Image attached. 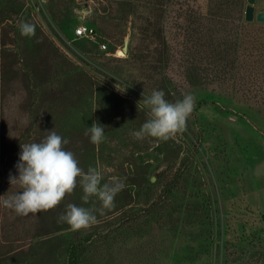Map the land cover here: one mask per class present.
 Here are the masks:
<instances>
[{
	"label": "rangeland",
	"instance_id": "374dc122",
	"mask_svg": "<svg viewBox=\"0 0 264 264\" xmlns=\"http://www.w3.org/2000/svg\"><path fill=\"white\" fill-rule=\"evenodd\" d=\"M246 4L8 0L0 5V196L20 190L9 176L19 175L21 144L42 142L52 130L69 141L65 150L85 172L97 167L102 183L115 177L124 184L115 206L97 212L98 223L78 231L59 221L67 204L100 207L95 198L82 200L79 184L55 209L27 217L0 202V264H67L77 239L86 243L80 264H264V22L243 21L237 65L225 83L204 80L210 78L204 70L208 56L187 63L174 50L188 31L198 35L199 19L202 27L216 25L209 30L211 47L218 50L240 9L244 19ZM262 10L264 0H257ZM24 22L35 26L34 35L21 34ZM80 24L95 29L96 42L74 38ZM128 34V53L120 56ZM153 90H163L169 102L195 97L186 128L175 138L132 135L149 119V110L138 104ZM94 122L105 127L99 145L85 135ZM163 163H169L163 180L152 184V172ZM175 176V191L164 197ZM244 247L246 263L240 259Z\"/></svg>",
	"mask_w": 264,
	"mask_h": 264
},
{
	"label": "clouds",
	"instance_id": "9594fccd",
	"mask_svg": "<svg viewBox=\"0 0 264 264\" xmlns=\"http://www.w3.org/2000/svg\"><path fill=\"white\" fill-rule=\"evenodd\" d=\"M20 31L23 36H32L35 26L24 22ZM116 87L118 89V85ZM138 106L149 110V119L132 135L139 140L155 138L166 141L185 130L195 108V97L187 94L180 100L169 102L163 90H153L150 96L143 93ZM104 129L103 125L94 122L85 135L90 136L92 144L99 145L105 139ZM68 143L67 139L52 130L42 142L21 144L22 151L16 165L19 175L9 176L11 186H18L20 190L11 196H0L3 206L24 217L49 211L60 205L79 184L84 193L82 200L88 203L95 198L100 207L93 205L86 208L69 203L59 221L67 223L74 231L97 224L96 213L103 215L105 210L115 206V198L124 184L115 177L102 183L104 175L97 167H89L85 172L75 154L65 150L64 145Z\"/></svg>",
	"mask_w": 264,
	"mask_h": 264
},
{
	"label": "trees",
	"instance_id": "16d2710c",
	"mask_svg": "<svg viewBox=\"0 0 264 264\" xmlns=\"http://www.w3.org/2000/svg\"><path fill=\"white\" fill-rule=\"evenodd\" d=\"M8 0H0V5L6 3ZM239 1V0H237ZM241 4V3H240ZM126 14V12H123ZM190 17H192L191 14H189ZM236 17H233L234 19V26L232 29H228L229 31H225L222 34L221 39L218 41L219 46L218 50L212 49L214 45L211 47V41L213 37L211 34V30H209V27L211 29L216 30V25L211 24V21H209V26L202 27L199 23H201V20L199 19V23L197 25V32L198 35L193 36V32L191 31L189 33L188 31V37L182 40L181 43L175 44V51L177 52V56L180 58V61L186 60V59H193L198 58L201 56H208L210 58V65L207 69H204L206 73H208L210 78H205L204 80L206 82H209L210 85L215 83H225L229 77H231L232 73L234 72V67L237 65V55L238 52V45L240 41L241 31L244 27V19H243V11L240 9L238 13L236 12ZM124 17H126L124 15ZM200 17H202L200 15ZM127 18V17H126ZM217 24V23H216ZM218 25V24H217ZM67 27V28H66ZM63 24L62 28L67 31L68 26ZM222 28V27H220ZM230 28V27H229ZM223 29V28H222ZM74 30L72 33H75ZM82 40V39H78ZM130 44V43H129ZM187 61V60H186ZM187 63H189L187 61ZM143 64H146L143 63ZM187 67V66H186ZM205 103V102H204ZM177 176L171 181H169L165 186V192L164 197H169L173 194V192L176 189V186L174 182L177 181ZM163 178H159L157 184H159ZM162 196V197H163ZM161 197V198H162ZM149 200H147V203H150L152 201V198L147 197ZM163 200L155 201L152 205V210H155L156 207H158ZM86 243L80 239H77L71 243L69 254H68V263L67 264H80V261L85 256V249H86ZM242 256H240V259H243L245 256V247L242 249ZM246 254H249V250H246ZM246 263V261H244Z\"/></svg>",
	"mask_w": 264,
	"mask_h": 264
},
{
	"label": "water",
	"instance_id": "95a60500",
	"mask_svg": "<svg viewBox=\"0 0 264 264\" xmlns=\"http://www.w3.org/2000/svg\"><path fill=\"white\" fill-rule=\"evenodd\" d=\"M244 20L247 23H263L264 22V10L257 11V0H247V4L244 12ZM130 34H128L124 41V46L122 50L119 51L120 56H126L129 50ZM167 168H169V163H163L157 167L151 174L150 182L152 184L156 183L157 179L164 175Z\"/></svg>",
	"mask_w": 264,
	"mask_h": 264
},
{
	"label": "built area",
	"instance_id": "2783aa9c",
	"mask_svg": "<svg viewBox=\"0 0 264 264\" xmlns=\"http://www.w3.org/2000/svg\"><path fill=\"white\" fill-rule=\"evenodd\" d=\"M75 39H84L91 42L97 41V32L94 28L88 27L86 25L80 24L76 26L75 30ZM103 48H106V45L103 44Z\"/></svg>",
	"mask_w": 264,
	"mask_h": 264
}]
</instances>
